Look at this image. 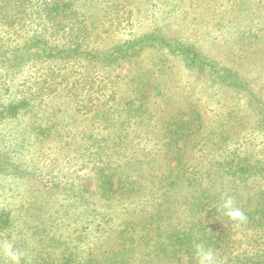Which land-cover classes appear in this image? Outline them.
<instances>
[{"label": "trees", "instance_id": "obj_1", "mask_svg": "<svg viewBox=\"0 0 264 264\" xmlns=\"http://www.w3.org/2000/svg\"><path fill=\"white\" fill-rule=\"evenodd\" d=\"M82 1L0 0V67L12 79L26 72L21 88L3 82L0 90V123H11L13 131L5 133L3 145L0 142V175L19 182L35 177L50 190L60 186L58 173L27 168L11 156L5 159L12 145L23 151L33 146L22 142L19 128L13 126L26 122L38 150L44 152L46 142L59 152L74 149L73 159H81L95 180L94 190L84 184L81 188L75 180L66 186L90 204L75 212L78 221L97 228L111 224L113 213L99 203L111 206L129 199L141 206L125 208L131 218L114 223L112 247L102 253L64 242L61 234L64 238L57 244L42 250L35 245L26 258L31 264H139L142 252L157 264H199L196 245L203 244L212 250L215 264H264V100L250 79L253 71L264 69V21L255 20L257 14L264 17V0H172L175 6L167 12L170 20L183 22L179 34L164 26L137 31L136 13L128 10L127 0H95L86 10ZM101 10L102 18L95 19ZM215 24L240 46L244 66L229 65L206 52L200 40ZM101 32L112 33L114 41L105 44ZM140 56L146 64L133 76H121L135 86L120 92L119 75L110 67ZM177 63L188 75L203 76L198 96L199 84L173 90L170 73ZM26 67L31 69L28 74ZM226 91L244 100L255 115L252 135L243 133L242 107L229 104L222 115L206 108L220 106ZM55 100L65 108L48 111ZM69 114L91 120L89 130L64 136L71 130L63 118ZM1 191L6 197L8 190ZM225 194L243 211L245 221L225 214ZM180 196L184 209L175 218ZM45 204L56 206L53 201ZM58 204L54 211L67 210ZM8 205L0 207L1 242L20 232L18 216ZM54 211L48 207L45 213L53 218ZM56 225L51 223L46 232L55 241ZM28 243L25 240L24 249L34 246ZM0 264H8L2 251Z\"/></svg>", "mask_w": 264, "mask_h": 264}, {"label": "rangeland", "instance_id": "obj_2", "mask_svg": "<svg viewBox=\"0 0 264 264\" xmlns=\"http://www.w3.org/2000/svg\"><path fill=\"white\" fill-rule=\"evenodd\" d=\"M127 1L131 2V6H127L128 10L133 8L134 12L136 13V16H133V18L137 31H142L151 27L164 26L167 28L173 27L172 29H170V32L172 34L181 33V28L178 26V24H182L183 22L170 20L169 11L167 12L169 6H175V1L180 2V0ZM93 4H95V0H83L80 6H83V10H86L85 6H94ZM108 5L109 2L106 1L103 7L105 8V6ZM98 6L100 5L98 4ZM98 6H95L96 10H98ZM177 6H179L178 3ZM102 15L103 10L99 11L98 17L96 16L94 18L100 19L102 18ZM255 20L264 21V17H262L260 14H257ZM95 25L96 24H94V26ZM123 27L124 26H121V29ZM122 31H124V28L122 29ZM209 32V36H206L200 40V42L206 46L207 53L215 56V58L222 60L229 65L236 66L239 64L240 66H244L243 61L246 57L244 58V54L243 56H238L242 54L240 46L236 43L234 44L233 37L230 35L229 32L225 31V28L221 29V26L219 27L217 24H215L214 27L210 28ZM3 34L4 32L0 31V38H2ZM101 34L104 36V39H107L104 42L105 44L109 45L114 41V38L111 36L112 33L111 35H108L107 32H101ZM152 53H154V55L156 56H159L158 53ZM145 60L144 57L140 56L138 59H135L130 62H121L122 66L110 67L112 68L111 70L114 73L116 72L119 75V78H117L119 91L124 89L125 91L128 90L129 92V90H131L135 86V83L132 82L130 79H122L121 76H123L125 73L129 74L130 76H133L135 71L140 66L146 64ZM170 63L173 64V61L170 60ZM147 64L149 65V61L147 62ZM177 65L178 66L174 68L172 73H170L172 74L173 78V90L178 93L179 91H181V88H185V90H190L192 89V86L194 84H199V86L196 88L198 93L195 94V96H198L199 92L201 91V88H203V76L195 74L193 72L191 73L192 75H188L189 73L187 72V70H184L182 68L181 64L177 63ZM26 69L28 74L31 69L27 67ZM141 69L143 68L141 67ZM24 73L26 74V72L23 71L19 72L12 79V77L8 76L5 69L0 67V90H2V86L4 84L3 82H7L9 84L12 82L13 86L20 87V84L24 77ZM250 79L253 90L256 91L257 95L264 100V69L261 71H253V73H251ZM79 91L80 89L77 90V92ZM221 96H223V100L220 106H218V104L216 103L215 105H209L206 108H215L217 111H219V114L222 115V112L229 104H232V106L236 107H242V109L246 110L245 122L243 123V126L246 127V130L244 129L243 133L252 135L251 132L254 130H252V126L255 125V115L251 110L246 109V107L244 106V100H241V98L232 95L230 91L222 93ZM6 98L7 96H5V99ZM48 105V111L51 110V107L56 109L62 106V108H65L64 105H62L60 102H56V100L53 102H49ZM63 118H65L64 123L70 122L69 124L71 130L68 129L67 132L62 133L64 136L68 137L72 135H74V137H76V135H82L81 133L85 132L86 130L88 131V127L90 126V124H92L91 120L84 119V121H82L77 115L69 114L67 116H64ZM23 123L24 122H22L20 125L13 124V126H15L14 128L16 129L19 128V132L21 133V141L29 142L30 145L32 144L33 146L23 151V147H17L15 145H12L8 150L6 149L7 155L4 156L5 159L9 160L11 156L12 159L21 161L23 163V166L27 168H36L39 172L48 171L54 172L55 174L58 173L60 186L58 187V189L50 190L44 188L40 182H37L35 177H27L19 182V180L14 179L11 176L6 177L0 175V194H2L3 192L1 191L2 188L8 190V192H6V197L3 196L4 199L8 200H3L2 196H0V207L7 205V202L10 203V205L8 206L14 207V212L18 216L17 221L19 223L20 228L19 233L12 234V236H7V240L9 239L8 241H10L12 244L15 243L16 246H19L17 250L19 252L21 251L24 257L31 256L29 254L33 252V248H35V245H39V247L37 248L42 250L43 248L57 244L59 240H62V238H64L63 236H60L61 234L64 235L66 238H64V242L67 240H69L68 242H70V244L73 242H79L81 249L87 248L88 251L95 250L96 252L102 253V251H105L106 248L110 246L112 247V239L110 236L112 235V229L116 227L114 223H119L121 221H125V219H130L131 217L128 215V212L125 215V208L136 205V202L138 201H136L135 204H131V202L129 203V199H126L125 201L116 200V204H112L111 206L105 203L102 205L101 203H99L100 205L98 204V206L100 208L105 210L109 209L108 211L112 212L114 216V221H111V224L107 225L106 223H104V225L100 228L89 227L87 225L88 222L84 219H82V221H78L77 216L74 215L75 212H77V210H81L83 207L86 209L88 203L82 200V196L74 192L72 189H68L66 186L71 183V180H75V184L80 185L81 188H83L82 184H84V188L86 190H94L95 180L91 178L89 170L83 167V164H81V159H73V155L75 152L74 149H67L65 152H59L48 147L51 143L46 142L43 148L44 152L38 150V148L41 147L38 146V143L36 141L35 143L33 142L34 136L29 135L27 129H25L27 127L26 122L24 123V125ZM11 127L12 124L9 122L0 123V142H2V145L5 141V133L9 134L13 132L12 129H10ZM23 131L28 136L24 135ZM246 137L251 138L249 136ZM245 140V142H250L249 139L245 138ZM1 148L2 147H0V150ZM3 162L1 161V163ZM45 194L47 197H43ZM85 194L89 195V192L85 191ZM179 200L182 202L179 206H176L177 210H175L174 212L175 218H178L176 217L178 215L181 216V209H184V200H182L181 196L179 197ZM50 201H53L56 206L45 204L49 203ZM38 202H40V205L36 206ZM58 203H61V206L64 204L63 208H67V210L64 211L63 209H61V212L54 211L56 210L57 206H59ZM28 205H31V208L26 209ZM140 206L141 204L139 205V207ZM48 207H51L52 211H54L53 218L50 217L49 213H45V210H48ZM139 207L138 205H136V208L139 209ZM53 222L55 225L56 223L59 224V226L56 225V230H54V232H58V237L56 241L54 237L46 234V232L50 231L49 225ZM112 224L114 225L112 226ZM27 228L29 229L27 230ZM35 239H37L38 241L41 239L40 243L34 242ZM25 240L26 243L30 242L31 246H34L28 249H24ZM61 246L64 247L65 245L59 244V247ZM138 254L140 255V258L138 260L139 264H157L156 261H150L144 255H142V252Z\"/></svg>", "mask_w": 264, "mask_h": 264}, {"label": "clouds", "instance_id": "obj_3", "mask_svg": "<svg viewBox=\"0 0 264 264\" xmlns=\"http://www.w3.org/2000/svg\"><path fill=\"white\" fill-rule=\"evenodd\" d=\"M223 209L225 214L234 221H245L246 217L242 210L237 208L231 196L225 194ZM0 251L8 258V264H31V260L23 256L10 241L0 242ZM196 256L199 264H215L214 254L211 249L203 244L196 245Z\"/></svg>", "mask_w": 264, "mask_h": 264}]
</instances>
